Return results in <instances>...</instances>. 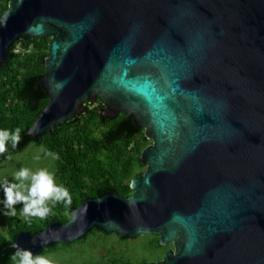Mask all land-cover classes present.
<instances>
[{
	"label": "water",
	"instance_id": "1",
	"mask_svg": "<svg viewBox=\"0 0 264 264\" xmlns=\"http://www.w3.org/2000/svg\"><path fill=\"white\" fill-rule=\"evenodd\" d=\"M23 36L50 39L33 140L100 98L150 144L130 195L82 199L12 248L96 230L171 245L148 264H264V0H10L0 64Z\"/></svg>",
	"mask_w": 264,
	"mask_h": 264
},
{
	"label": "trees",
	"instance_id": "2",
	"mask_svg": "<svg viewBox=\"0 0 264 264\" xmlns=\"http://www.w3.org/2000/svg\"><path fill=\"white\" fill-rule=\"evenodd\" d=\"M9 1L0 0V13L7 9ZM49 40L23 36L11 45L7 58L0 64V129H21L19 145L13 149L9 141L8 150L0 155V164L9 155L20 153L31 144L42 146L43 149L59 154V159L53 160L55 177L72 196L70 208L77 207L85 197L97 196L106 191L121 197L130 195V180L145 168L140 164L138 156L150 141L144 137L143 130L136 129L128 115L104 118V106L100 98L86 105L84 113L77 114L72 121L54 128L53 132H47L38 140H33L27 134L36 116L48 102L39 84L45 72L44 59L48 55ZM70 208L57 203L52 209L54 213L46 219L38 218L35 223H9L7 238L0 234V264L12 263L10 257L15 249L11 244L16 235L21 232L34 235L50 223H65ZM91 233L102 234L96 230ZM89 234L76 242L85 240ZM149 242V248L159 253L156 260L168 250L159 245L158 237L150 236ZM57 245L60 244L44 249L41 254L55 249ZM151 262L142 261L139 264ZM104 264L135 263L128 258L112 256Z\"/></svg>",
	"mask_w": 264,
	"mask_h": 264
},
{
	"label": "rangeland",
	"instance_id": "3",
	"mask_svg": "<svg viewBox=\"0 0 264 264\" xmlns=\"http://www.w3.org/2000/svg\"><path fill=\"white\" fill-rule=\"evenodd\" d=\"M41 149H43L42 146L31 144L22 152L9 155L0 164V181L8 179L10 182H15L13 180V174L21 167L30 168L32 171H36L38 168H47L55 176L53 159L46 156ZM37 156L40 157L39 160L36 159ZM142 171H138L137 173ZM55 181L58 185H61L56 177ZM2 200L3 192L0 190V201ZM15 207L17 212L16 216H5L4 212L6 209L0 203V234L6 238V229L9 223L13 224L15 221L35 223L38 220L36 217H31L26 220L20 214L23 207L22 204H17ZM53 213L52 210L51 214ZM149 241L150 236H139L133 240L120 242L115 235L91 233L81 242L57 245L55 249L44 252L42 255L51 259L53 264H104L105 260L112 256L128 258L135 264H139L142 261L151 262L159 258V253L149 248ZM165 248L171 249L172 247L168 245Z\"/></svg>",
	"mask_w": 264,
	"mask_h": 264
},
{
	"label": "clouds",
	"instance_id": "4",
	"mask_svg": "<svg viewBox=\"0 0 264 264\" xmlns=\"http://www.w3.org/2000/svg\"><path fill=\"white\" fill-rule=\"evenodd\" d=\"M21 140V129L17 127L14 130L0 129V155H3L8 149V142L15 149ZM46 156L53 160L59 159V154L53 153L47 149H41ZM40 159L39 156L36 157ZM13 180L8 179L0 181V190L3 192V204L5 216H16V205L22 204L21 215L25 219L36 217L41 220L46 219L57 203H63L66 208H70L72 196L68 189L63 185H58L55 181L53 172L47 168H38L32 171L30 168L21 167L13 174ZM51 202V206H49ZM15 252L10 260L13 264H53V261L42 254L34 255L31 251L15 246Z\"/></svg>",
	"mask_w": 264,
	"mask_h": 264
},
{
	"label": "flooded vegetation",
	"instance_id": "5",
	"mask_svg": "<svg viewBox=\"0 0 264 264\" xmlns=\"http://www.w3.org/2000/svg\"><path fill=\"white\" fill-rule=\"evenodd\" d=\"M106 192H111V191H106ZM94 197V196H93ZM85 198H88V197H85ZM85 198H83V199H85ZM128 240V239H127ZM169 250V249H168ZM167 250V251H168ZM162 255H163V253H162ZM162 255H161V258L159 259V260H156V261H154V262H158V261H160L161 259H162ZM151 263H153V262H151Z\"/></svg>",
	"mask_w": 264,
	"mask_h": 264
}]
</instances>
